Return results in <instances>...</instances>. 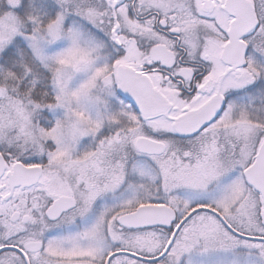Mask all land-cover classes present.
<instances>
[{
  "label": "snow or ice",
  "instance_id": "obj_1",
  "mask_svg": "<svg viewBox=\"0 0 264 264\" xmlns=\"http://www.w3.org/2000/svg\"><path fill=\"white\" fill-rule=\"evenodd\" d=\"M0 264H264V0H0Z\"/></svg>",
  "mask_w": 264,
  "mask_h": 264
}]
</instances>
